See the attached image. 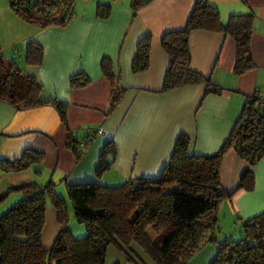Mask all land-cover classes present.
Instances as JSON below:
<instances>
[{
    "label": "crops",
    "instance_id": "0c3cea01",
    "mask_svg": "<svg viewBox=\"0 0 264 264\" xmlns=\"http://www.w3.org/2000/svg\"><path fill=\"white\" fill-rule=\"evenodd\" d=\"M82 1L87 2L88 8L74 13L64 27L35 28L32 36L27 37L41 48V60L39 65L25 64L21 70L41 86V104L16 110L0 100V160H14L26 149L44 156L40 165L24 172L0 173V193L30 182L40 186L49 173V181L59 184L57 198L64 203L67 222L70 221L67 229L79 238L85 235V229L72 225L75 222L65 186L96 180L94 171L104 142L112 144L111 163L103 172L104 180L112 184L100 177L104 185L155 178L166 164L178 135L188 138L189 151L211 155L229 134L245 100L253 94L264 95V0H201L216 10L221 27L232 17L251 15L249 50L253 69L239 76L233 74L235 45L227 34L194 31L188 35L190 69L208 80L210 86H184L165 93L158 92L167 64L160 39L184 27L195 0H151L134 15L130 0L79 2ZM96 4L109 6L105 19L96 17ZM144 34L150 36L148 68L132 75L130 62L136 42ZM104 58L111 73L117 76L115 84L101 73ZM79 72L85 75L87 83L70 87L69 77ZM115 87L124 90L113 112L107 113ZM58 102L65 105L64 122L60 120ZM96 127L104 135L94 136L87 148L79 152L82 155L78 159L66 142L81 140L85 131ZM245 167L232 149L224 153L218 180L221 189L232 194L218 204L217 223L219 212L224 217H235L239 224L240 220L264 212V160L252 168L251 190H237ZM20 198V194L10 195L8 202L0 206V214ZM58 230L55 210L47 199L41 232L44 249L51 246ZM206 245L209 247L204 256L210 258V263L216 246L205 243L198 251ZM107 255L112 259H104L103 264H134L112 247L106 250ZM140 259L149 264L143 257ZM203 263L200 259L195 264Z\"/></svg>",
    "mask_w": 264,
    "mask_h": 264
},
{
    "label": "trees",
    "instance_id": "16d2710c",
    "mask_svg": "<svg viewBox=\"0 0 264 264\" xmlns=\"http://www.w3.org/2000/svg\"><path fill=\"white\" fill-rule=\"evenodd\" d=\"M7 1L18 17L38 29L64 27L74 16V0ZM150 1L130 0L132 15ZM108 13V5L96 4L97 18L105 19ZM194 31L227 34L235 45L233 74L239 76L253 69L249 50L251 15L232 17L221 27L216 10L195 0L184 27L160 39L167 64L159 93L184 86H210L208 80L190 69L188 35ZM149 44V34L136 42L129 67L132 75L147 70ZM40 51L35 43L26 45L27 66L39 65ZM4 64L0 55V100L16 110L39 106L42 88L37 81L13 64ZM100 70L112 84L117 83V76L111 73L105 58L101 60ZM85 83L87 78L82 72L69 77L70 87H81ZM123 90L115 87L111 91L107 113L113 112ZM258 97L253 94L245 100L229 134L211 155L189 151L188 138L180 134L155 178L127 179L117 186H106L95 180L65 186L74 218L85 229L81 238H74L68 231L64 203L54 196L51 181L43 186L30 182L7 188L0 193V204L12 194H20L21 198L0 214V264H103L109 247L121 252L127 262L143 264L134 246L153 264H186L205 243L216 246L209 264H264V212L240 220L238 240L224 237L216 242L213 236L218 204L232 194L224 192L218 180V167L224 153L232 149L246 164L237 190H251L252 168L264 160V107L258 106ZM64 107L63 102L57 103L62 122ZM96 129L85 131L81 140L66 142L77 158L80 142L85 140L88 146L96 136ZM43 160L42 153L26 149L14 160H0V173L24 172ZM108 165L98 164L96 178ZM47 199L55 210L59 230L51 246L44 249L41 232Z\"/></svg>",
    "mask_w": 264,
    "mask_h": 264
},
{
    "label": "rangeland",
    "instance_id": "374dc122",
    "mask_svg": "<svg viewBox=\"0 0 264 264\" xmlns=\"http://www.w3.org/2000/svg\"><path fill=\"white\" fill-rule=\"evenodd\" d=\"M80 0H75L74 1V8L73 12L74 13H80L83 10L85 11L88 8V4L83 3L85 1H82L81 3L79 2ZM90 3V2H89ZM96 7V6H95ZM36 28V25H31L26 22H24L20 17H18L9 7V3L7 0H0V55L3 62L5 63L4 65L8 64H13L16 68L18 69H23L25 63V51H26V45L29 42H32V39L27 37H31L32 34L34 33ZM36 44V43H35ZM38 45V44H36ZM39 46V45H38ZM41 49V48H40ZM42 54V51H40ZM41 60V57H40ZM40 63V61H39ZM111 146L112 144H107L103 143L102 147L103 150L101 153V159H99L98 164H104V161L108 164L111 163ZM81 150H84L87 148V146L84 147H79ZM99 153V154H100ZM82 154H79L78 159H81ZM77 159V160H78ZM105 172V171H104ZM95 173V171H94ZM97 178L95 176V181L98 183L103 184L100 182V177L101 180L110 183V181H105L104 178L106 177L105 173L101 172ZM96 174V173H95ZM105 174V175H104ZM97 175V174H96ZM49 179V173L45 176V179H43L41 186H43ZM122 183V181H119ZM59 184L55 183L54 188H53V194L54 196L57 197V187ZM104 185V184H103ZM117 186V185H114ZM66 194V191H65ZM9 196L0 204V206L3 205V203H7ZM67 198V195H66ZM61 199V198H60ZM70 205V204H69ZM73 215V214H72ZM74 217V215H73ZM70 224V221H68ZM67 222V226H68ZM75 224H71L75 227L80 226L81 229L84 228L82 224H78L74 218ZM69 231V230H68ZM71 234V233H70ZM72 235V234H71ZM241 235L240 230H239V222L236 220L235 217H229L223 213H218V223L216 222V228L214 229L213 236L216 240L221 241L224 237L227 239L231 240H238L239 236ZM73 236V235H72ZM78 236V235H77ZM75 236L74 238H79ZM80 236V235H79ZM209 245L203 246L200 251H198L194 257L189 260H187L186 264H195L198 260L203 259L204 263L203 264H208L210 258L204 254L208 251ZM134 252L137 254V252L144 258V260L149 263L153 264L146 256L142 254V252L137 249L134 246ZM193 256V255H192ZM207 256V257H206ZM104 259L106 261L111 260V256L107 255ZM105 261V260H104ZM195 261V263L193 262ZM135 263H138V261H135Z\"/></svg>",
    "mask_w": 264,
    "mask_h": 264
},
{
    "label": "built area",
    "instance_id": "2783aa9c",
    "mask_svg": "<svg viewBox=\"0 0 264 264\" xmlns=\"http://www.w3.org/2000/svg\"><path fill=\"white\" fill-rule=\"evenodd\" d=\"M258 106H260V108H263L264 107V95H260L259 97H258ZM95 135H104V131L101 129V128H98V129H96V131H95ZM87 141H85V140H82L81 142H80V144H79V147H84V146H87Z\"/></svg>",
    "mask_w": 264,
    "mask_h": 264
}]
</instances>
